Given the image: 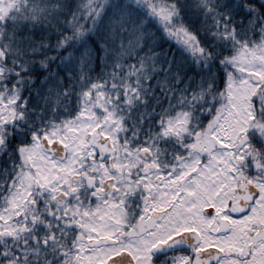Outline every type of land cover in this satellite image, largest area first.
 I'll return each instance as SVG.
<instances>
[{
  "label": "snow or ice",
  "instance_id": "obj_1",
  "mask_svg": "<svg viewBox=\"0 0 264 264\" xmlns=\"http://www.w3.org/2000/svg\"><path fill=\"white\" fill-rule=\"evenodd\" d=\"M0 264H264V0H0Z\"/></svg>",
  "mask_w": 264,
  "mask_h": 264
}]
</instances>
